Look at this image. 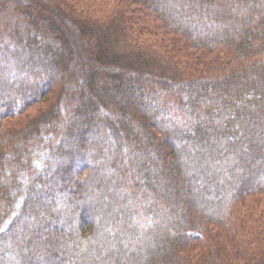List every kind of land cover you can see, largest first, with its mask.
I'll return each instance as SVG.
<instances>
[{
	"label": "trees",
	"instance_id": "trees-1",
	"mask_svg": "<svg viewBox=\"0 0 264 264\" xmlns=\"http://www.w3.org/2000/svg\"><path fill=\"white\" fill-rule=\"evenodd\" d=\"M104 1L0 0V264H264V0Z\"/></svg>",
	"mask_w": 264,
	"mask_h": 264
},
{
	"label": "rangeland",
	"instance_id": "rangeland-1",
	"mask_svg": "<svg viewBox=\"0 0 264 264\" xmlns=\"http://www.w3.org/2000/svg\"><path fill=\"white\" fill-rule=\"evenodd\" d=\"M74 1V0H73ZM83 5L86 9H90L91 11H95L97 14L102 15L104 17L106 14L112 11H123L125 15L129 14V10L123 7H118V5L113 1H104V0H88L83 1ZM79 6V7H80ZM148 21H144V35L143 38L147 41H150V43L155 44L157 47H168V49H178L181 54L188 57L191 60H194L199 63H208L216 58H222L224 55L222 53L213 52L210 53L208 51L203 50H196L192 49L191 47H185L182 42L177 38L172 36L171 34H166L162 32L157 26L155 22L149 21V18H146ZM37 105H34L28 109L29 112H34L37 108ZM11 116L5 117L4 120L0 123V128L2 125L6 122H9L13 119H10ZM245 206H252L251 205V199H248L245 203ZM259 207L262 208V205Z\"/></svg>",
	"mask_w": 264,
	"mask_h": 264
}]
</instances>
